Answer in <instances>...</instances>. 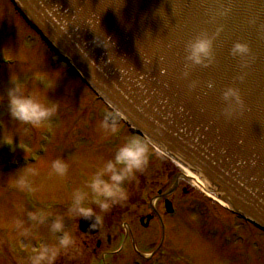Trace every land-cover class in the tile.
Instances as JSON below:
<instances>
[{"label":"water","instance_id":"obj_1","mask_svg":"<svg viewBox=\"0 0 264 264\" xmlns=\"http://www.w3.org/2000/svg\"><path fill=\"white\" fill-rule=\"evenodd\" d=\"M13 1L100 98L264 230V0ZM201 33L214 38L207 67L185 60ZM236 42L250 54L232 56ZM230 85L246 107L228 119L221 92Z\"/></svg>","mask_w":264,"mask_h":264},{"label":"rangeland","instance_id":"obj_2","mask_svg":"<svg viewBox=\"0 0 264 264\" xmlns=\"http://www.w3.org/2000/svg\"><path fill=\"white\" fill-rule=\"evenodd\" d=\"M56 61L16 14L12 2L0 0V264H28L38 249L58 244L59 234L50 231L54 217L44 224L29 220L27 213L36 209L62 216L65 231L74 237L73 247L62 251L56 264H71L72 257L82 254L86 258L81 264H102L104 252L113 256L107 264H264V234L210 200L202 187L186 178L181 166L152 145L149 165L136 180L124 185L128 200L112 208L115 217H120L119 226L110 225L115 221L111 211L104 215L92 205L103 217L102 228L95 237L81 234V219L68 213L73 192L80 189L88 193L87 203L91 198L89 179L131 135L123 127L118 134H110L103 127L105 108ZM11 79L42 104L55 103L56 115L37 127L12 120L7 101ZM58 158L69 165L64 176L52 171V161ZM20 177L30 184L31 192L19 186ZM160 189L166 190L165 196L177 211L172 216L176 240L156 252L162 229L149 228L150 221L141 225L136 217L150 211L151 200ZM151 217L154 215L146 219ZM125 222L130 223L129 228ZM25 229L27 235L23 234ZM130 232L135 243L128 241L120 252ZM101 234L109 235L114 243L109 247L104 239L97 258L87 256L95 250Z\"/></svg>","mask_w":264,"mask_h":264},{"label":"clouds","instance_id":"obj_3","mask_svg":"<svg viewBox=\"0 0 264 264\" xmlns=\"http://www.w3.org/2000/svg\"><path fill=\"white\" fill-rule=\"evenodd\" d=\"M185 51V60L189 65L207 67L215 59L214 38L206 33L198 34L186 44ZM249 54L250 47L245 42H236L231 48V55L234 57H244ZM238 79L242 80L243 76ZM10 83L13 86L7 90V101L12 120L37 127L41 122L50 120L56 115L55 103L42 104L31 93L26 94L20 83L12 79ZM209 87L213 88L214 84L210 83ZM221 98L225 104L223 115L226 118L231 119L237 111L245 110V101L239 87L227 86L222 90ZM103 127L113 135L120 131L114 119L111 124L105 122ZM151 156L150 139L138 136L125 139L117 148L114 157L104 162L89 179L87 188L90 190L91 198L87 203L85 201L88 193L80 189L73 192L69 215L77 220L90 221L89 229L96 230L97 226L102 224L103 217L95 211V208H98L100 213H108L114 206H122L128 200V192L124 185L137 179V174L142 173L149 165ZM51 168L56 175L64 176L68 172L69 165L58 158L52 161ZM18 184L22 189L32 191L24 177L19 178ZM92 205H95V208ZM27 215L29 220L36 224H44L49 217H54L50 231L59 234L56 246L41 247L28 258V264H56L61 252H67L75 243L73 235L64 229V218L54 216L51 211L44 209H36L28 212ZM27 232L28 230L25 229L23 234L27 235Z\"/></svg>","mask_w":264,"mask_h":264},{"label":"flooded vegetation","instance_id":"obj_4","mask_svg":"<svg viewBox=\"0 0 264 264\" xmlns=\"http://www.w3.org/2000/svg\"><path fill=\"white\" fill-rule=\"evenodd\" d=\"M141 187L142 188H140L139 190H141V193H143V191H145V188H144V186H141ZM177 191H179V190H177ZM165 193H166V190L165 191L162 189L158 190L156 197L153 200H151L150 211L147 213L142 212L140 215H137V217H136L137 222H139V224L142 225V224H145L147 222V219H145V218H147L150 215H152V216L154 215V218L153 217L150 218L151 220L149 222L148 227L150 228L151 226H158V228L160 227L162 229V233H163L162 239H161V244H160V246L156 252L160 251L162 247H164V249H165L167 245H171L176 240V238H175V232H176L175 221L172 220V215H169L166 211V202H168V201L172 202V201L170 200V198H167L165 196ZM185 193L188 194L187 191H185ZM111 212H112V210H111ZM104 215H107V213H105ZM111 216L115 217V212H112L110 214V217ZM119 219H120V217H118V219H117V217H115V221H113V222L111 221L112 223L110 225L114 226L116 224V226L118 227L119 224L121 223V220H119ZM108 222H110V221H108ZM182 222H183V220H182ZM124 224L127 225V228L130 227V223L125 222ZM100 225L102 228L103 221H102V224H100ZM154 230H155V228H154ZM88 238H91V237H88ZM104 239H107V246H109V247H111L112 244L114 243L109 235L101 234L99 239L96 240L97 245H96L95 250H93V252H90L92 254H88L87 256L94 257L96 259L97 256L99 255V251L102 250V248H103ZM128 241H130L131 244L135 243V238L133 237L131 232H130V236L129 235L125 236V239H124V242H123V245H122L120 252L124 251L125 247L128 244ZM82 255L72 257L70 259L71 264H81L82 260L86 258V257L82 258ZM111 255L112 254H110V252H107V253L104 252L103 256H102V264H107L106 260L108 258L110 259L113 257Z\"/></svg>","mask_w":264,"mask_h":264},{"label":"bare ground","instance_id":"obj_5","mask_svg":"<svg viewBox=\"0 0 264 264\" xmlns=\"http://www.w3.org/2000/svg\"><path fill=\"white\" fill-rule=\"evenodd\" d=\"M186 170V175L189 177V179L195 180L196 185H203V188L205 189V185L201 183L194 175H192L187 169Z\"/></svg>","mask_w":264,"mask_h":264}]
</instances>
